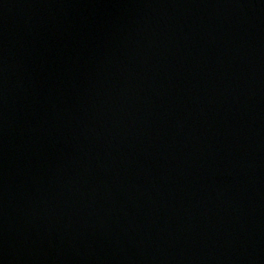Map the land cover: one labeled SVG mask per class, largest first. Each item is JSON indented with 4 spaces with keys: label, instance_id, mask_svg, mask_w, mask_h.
<instances>
[{
    "label": "water",
    "instance_id": "95a60500",
    "mask_svg": "<svg viewBox=\"0 0 264 264\" xmlns=\"http://www.w3.org/2000/svg\"><path fill=\"white\" fill-rule=\"evenodd\" d=\"M0 264H264V0H0Z\"/></svg>",
    "mask_w": 264,
    "mask_h": 264
}]
</instances>
